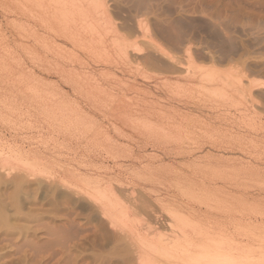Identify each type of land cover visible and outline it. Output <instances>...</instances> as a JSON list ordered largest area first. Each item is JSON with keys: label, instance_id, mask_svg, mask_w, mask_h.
I'll list each match as a JSON object with an SVG mask.
<instances>
[{"label": "bare ground", "instance_id": "bare-ground-1", "mask_svg": "<svg viewBox=\"0 0 264 264\" xmlns=\"http://www.w3.org/2000/svg\"><path fill=\"white\" fill-rule=\"evenodd\" d=\"M94 3L95 0H0V10L6 23L5 25L0 21V251H6L0 252V264H60L56 259L58 247L44 249L41 240L55 238L57 235L59 237L62 227L52 226L53 224L44 219L49 217L51 221L57 220L56 218H60V211L66 209L64 216H61L66 219L63 228L68 231L69 227L77 224L79 210H76V204L81 197L92 200L111 223L120 226L124 235H133L130 226L136 225L132 224L134 220L130 225V218L131 210L138 205L137 200L133 198L131 202L128 201V205L124 204L122 201L125 200H121L116 189L106 187L107 183L103 187L104 185L96 182L99 180L98 176L94 177L97 178V184L93 187L92 180L85 176L83 179L77 177L82 180L80 185L76 181H70L74 177L69 180L63 178L61 170L68 171L71 167H59L60 169L56 170L55 162L45 160L47 152L57 149L59 139L62 141L61 146H64L63 142L66 140H69L70 144L71 141H76V144L77 141L93 144L111 142L110 132L103 130L106 121H112L111 126L118 132L121 131L125 137L131 138L133 134L118 126L133 122L137 127L143 128L149 139L153 138L156 145L166 154L176 153L179 157H185L196 149L205 147L201 141L203 134L200 135L201 132L198 133L195 129L198 121L196 116L182 110V107L190 108L195 93L190 84L193 82L190 70L183 67L178 60H170L166 64L167 72L177 75V83L170 82L169 76L163 73L154 80L158 94L163 99L162 101L158 98V101L165 104L150 103L144 104V108H139L135 102L138 113L144 114L141 118L134 117L135 111L132 105H129V97L126 101L125 97L113 95L112 90L108 92L103 82L98 83L94 78L96 76L93 77L90 71L84 70L87 67L82 60V53L93 54L100 65L108 68L128 60L129 52L118 47V44L113 45L117 39H111L109 35V23L106 17L104 18L105 11ZM253 28L256 29L257 25ZM137 30L145 35L142 27ZM251 31L250 29L245 32L253 36ZM149 45L152 46V42ZM65 86L71 88L72 93L65 91ZM137 102L139 103V100ZM137 129L138 132L141 131L140 128ZM46 134L52 135L48 138ZM213 139L210 142L214 145L224 144L222 140ZM51 141H54V145H50ZM49 159H52V156ZM214 160L217 161V158ZM193 169L201 172H222V168L212 163ZM44 180L48 183L47 189L44 188V184H47ZM60 184L66 189H58ZM174 190L181 196L174 195L175 199L172 198L170 203L166 202V205L162 206V210L167 214L165 226L171 227L173 234L165 239H160L162 236L157 240L151 239L152 236H149L150 239H143L144 236L140 235L142 232L139 230L141 233H137L135 238L142 241L136 244L134 238L133 244L125 246L127 252L133 246L139 253L145 248L152 253V258L165 259L169 264H264V189ZM160 197L155 198L157 203L165 200V196ZM143 204L147 208L151 206L146 200ZM150 214L155 223H159V211L153 209ZM75 234L77 233L71 231L67 235L70 237ZM8 251H14V254L17 251L23 252H19L16 259L11 255L12 257H9L13 259L7 260ZM63 253L66 254L65 251ZM152 262H155L154 259Z\"/></svg>", "mask_w": 264, "mask_h": 264}, {"label": "rangeland", "instance_id": "rangeland-1", "mask_svg": "<svg viewBox=\"0 0 264 264\" xmlns=\"http://www.w3.org/2000/svg\"><path fill=\"white\" fill-rule=\"evenodd\" d=\"M211 1L95 0L94 4L100 5V9L105 11L104 18L106 17L109 23L111 39H117L113 45L118 44V47L125 49L124 51L127 53L129 52L127 54L128 60H125L120 65H115L116 67L113 65L114 67L108 68L100 65L93 54L82 53V60L85 61V67H87L84 70L90 71V75H93V77L96 76L94 78L98 83L103 82L108 92L111 89L112 91H110L113 95L117 94L116 96L119 95L123 98L125 97L124 100H129V105H132V109L135 111L133 112L136 115L134 117L141 118L144 114L141 115L140 111L138 113L137 104L140 106L139 108H144V104L150 103H152L151 105L159 102L165 104L158 101L159 99L163 101V99L158 94L154 80L158 76H162L163 73V75L169 76L168 80L170 82L177 83V75L167 72L166 64L170 60H178L183 67L190 70L193 77V82L190 84L195 93L194 101L190 103L191 109L182 107V110L191 112L194 117L196 116L198 121L195 129L198 130V133L201 132L200 135L203 134L201 135V137L203 136L201 141L205 144V147L203 148L204 150L196 149L195 152L187 155L188 157H179L176 153L166 154L156 145L154 140H152L153 138L150 137L149 139L143 128L137 127L133 122L126 126H118L120 129L124 128L125 132L129 131V134H133L131 138L125 137L120 133L121 131L118 132L114 126H111L112 121L111 123L109 121H106L107 123L104 122L103 130L110 132L109 136L111 138L109 137V140L114 143L111 141L107 142L108 144H93L87 141H82V143L77 141L76 144V141H71L72 143L70 144L69 140H66L63 142L65 143L63 144L64 146H61L62 141L59 139L60 143H58L57 149H62L59 151L51 149L49 153L45 154V160L50 163L55 162L56 170L71 167L72 171L69 168L68 171L61 170L63 178L69 180L74 177L70 181H76L80 185L82 180H78V178L83 179L85 176L88 179L90 178V181L92 180V187L97 184L96 182L101 183L100 185L102 186L104 185L103 187L107 183L106 187L117 190L121 200H125L122 201L124 204L128 205L134 199L138 202V205L131 210L132 219L130 218V220L132 221L130 225L133 220L134 223L132 224L136 225L130 226L133 237L124 235L120 226L111 223L101 210L96 207L94 202L85 197H81L77 201L76 207L78 208L76 210L78 209V213L82 215L79 216L78 214V217H76L77 224L69 227L68 231L67 228H63V222H66L65 217H63L67 211L66 209L60 211V218H56L57 220L51 221V218L46 217L45 221L50 222L51 225L53 224L52 226L62 227L60 229L62 231L59 237L57 235L51 239L49 237L44 238L46 241L42 239L41 244L44 249L58 247L59 253L56 255V259L60 261V264H153L157 260L158 263L156 262L155 264H167L168 262L166 263L167 260L165 259L163 261L161 258V260L152 258L151 252L145 248L142 250L143 253H139L133 246L127 252L125 246L133 242L137 233L142 232L140 235L144 236L143 239H146V237L150 239L151 237L149 236H152L153 238L151 239L155 240L161 236L160 239H165L173 234L172 228L165 226L164 221L167 219V214L162 210V206L166 202V204L170 203L173 200L172 198L175 199L174 195L181 196L174 189H264V0ZM3 17L0 10V21L6 25ZM255 24L258 29H252V27L256 26ZM138 27L144 29L143 33L145 35H142L137 30ZM244 27L248 29L245 28V31L251 29L253 36L249 32L246 33L243 30ZM228 38L229 43L227 42ZM151 42L153 47L149 45ZM55 79L51 78V80ZM224 80L225 82H222ZM180 83L184 82L180 81ZM64 90L72 93V89L69 87L65 86ZM219 90H222L221 93H225V95H222ZM137 99L139 103H142L139 104ZM135 102L137 103L136 105ZM173 104L175 105V103ZM91 113L92 115L94 114V112ZM112 128H114V131ZM137 128H140L139 131H141L138 132ZM115 133L117 134L115 135ZM51 135L46 134V136H49L48 138ZM6 136L10 137L7 134ZM212 139L222 140L224 144L214 145V143L210 142ZM53 143L54 141H51L50 145H54ZM112 143L114 146H112ZM90 144L92 145L89 146ZM107 145L108 147H105ZM98 146L102 149L98 148ZM112 147L116 148L113 149ZM119 147L120 149H118ZM50 155L52 159H49ZM214 158H217V161ZM193 159L196 160L192 161ZM70 161H72L71 166L69 165ZM208 163L218 165L220 169L222 168V172H201V170L193 169V167ZM87 166L91 168H87ZM233 170L236 172H233ZM242 170L244 171L242 172ZM97 176L99 180L94 178ZM44 182L47 183L46 180ZM47 186L48 183L44 184L45 189H47ZM58 189L66 188L60 184ZM133 189H135L134 193H132ZM171 193L173 194L171 195ZM160 196H165V200L157 203L158 201L155 198ZM144 200L151 206L148 208L143 206ZM126 201L129 202L127 203ZM153 209L159 211L161 216L159 219L160 224L155 223L151 217L150 212ZM134 216L138 220H135ZM80 221L82 222L80 223ZM137 225L139 226L137 227ZM70 230L77 234L69 237L67 234L71 232ZM47 240H51L53 243H49L50 241L47 242ZM134 241L136 244H140L142 240L136 239ZM64 251L66 254L63 253ZM8 252L7 260L8 258L10 260L13 259L10 258L12 257L11 255L16 259L19 256L17 254L23 251H17L15 254L14 251ZM152 259L155 262H152Z\"/></svg>", "mask_w": 264, "mask_h": 264}]
</instances>
